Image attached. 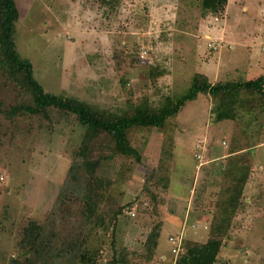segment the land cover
Returning <instances> with one entry per match:
<instances>
[{"label":"rangeland","instance_id":"1","mask_svg":"<svg viewBox=\"0 0 264 264\" xmlns=\"http://www.w3.org/2000/svg\"><path fill=\"white\" fill-rule=\"evenodd\" d=\"M13 1L16 53L43 91L61 98L117 112L126 101L156 108L165 97L180 100L196 73L209 83L264 78V0H227L221 13L206 16L200 0ZM116 50L137 60L124 90L113 70ZM152 68L161 75L151 77ZM16 98L31 104L0 76V264L19 253L15 243L29 220L55 251L85 243L97 252L95 264H176L188 243L207 239L224 165L225 173L249 168V178L214 264H264V112L242 109L235 122H215L212 100L199 94L160 130L138 131L131 145L141 162L114 189L121 205H133L110 236L84 224L77 205L54 207L82 129L53 110L48 120L7 118ZM232 149L243 153L222 159ZM209 157L216 160L202 165ZM179 236L183 249L174 256L168 239Z\"/></svg>","mask_w":264,"mask_h":264},{"label":"trees","instance_id":"2","mask_svg":"<svg viewBox=\"0 0 264 264\" xmlns=\"http://www.w3.org/2000/svg\"><path fill=\"white\" fill-rule=\"evenodd\" d=\"M102 4L108 1L99 0ZM227 0H200L201 16L221 13ZM18 12L13 0H0V76L5 77L31 99L30 105L19 103L3 111L7 118L27 113L48 120L49 110L58 112L62 117H72L82 129L78 147L72 152L54 207L62 211L66 205H77L78 214L84 224H92L104 232L110 229V236L116 227L118 217L123 211L131 210L132 202L121 205L114 194L115 186L133 163L140 164V155L132 147L134 135L140 130L161 129L165 120L174 117L184 103L197 95H206L212 102L215 122L238 119V111L264 112V78L258 76L251 80L209 83L199 73L193 75L188 94L173 101L165 97L156 107L146 102L132 104L126 101L117 112L102 110L83 102L61 98L43 91L33 79L32 66L21 59L15 50L13 35ZM113 70L117 84L125 89V76L135 69L137 60L122 50L112 56ZM162 72L152 68L150 76ZM233 150V149H232ZM232 153L231 150L227 154ZM245 153V152H244ZM241 155V154H239ZM229 155L224 159H232ZM226 165H224V169ZM244 168V167H242ZM230 166L220 174L219 191L212 204L213 215L208 224L207 239L204 243L187 244L184 253L179 255L176 264H214L215 257L228 236L232 218L241 205L243 190L249 178V168L243 170ZM134 215V214H133ZM44 229L29 220L21 228L15 243L18 254L9 258L8 264H95L96 251H90L85 243L65 244L61 249H53ZM183 249V247H182ZM116 264L117 260H114Z\"/></svg>","mask_w":264,"mask_h":264},{"label":"built area","instance_id":"3","mask_svg":"<svg viewBox=\"0 0 264 264\" xmlns=\"http://www.w3.org/2000/svg\"><path fill=\"white\" fill-rule=\"evenodd\" d=\"M129 215L132 217L133 213L131 212ZM168 240L170 244L172 245L171 253L174 256H178V254H180L182 251V244H181L182 237L181 236L176 237V238L170 237Z\"/></svg>","mask_w":264,"mask_h":264},{"label":"crops","instance_id":"4","mask_svg":"<svg viewBox=\"0 0 264 264\" xmlns=\"http://www.w3.org/2000/svg\"><path fill=\"white\" fill-rule=\"evenodd\" d=\"M231 151H232V153H230V154H225V155L222 157V159L229 157V155H237V154L239 155V154L243 153L242 150H238V149H233V150H231ZM214 160H216V157H212V158L209 157V159H207L206 161L202 162L201 164H202V165H206V164H208V163L213 162ZM201 164H200V165H201Z\"/></svg>","mask_w":264,"mask_h":264}]
</instances>
